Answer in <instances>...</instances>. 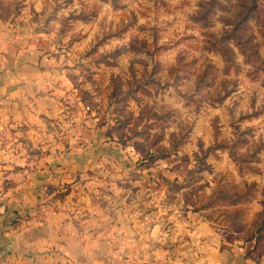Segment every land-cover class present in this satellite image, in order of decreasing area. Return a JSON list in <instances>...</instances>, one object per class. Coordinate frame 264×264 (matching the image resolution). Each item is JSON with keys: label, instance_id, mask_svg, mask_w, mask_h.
Returning <instances> with one entry per match:
<instances>
[{"label": "rangeland", "instance_id": "rangeland-1", "mask_svg": "<svg viewBox=\"0 0 264 264\" xmlns=\"http://www.w3.org/2000/svg\"><path fill=\"white\" fill-rule=\"evenodd\" d=\"M6 8L47 75L0 102L4 200L32 182V208L76 250L210 238L264 264V0Z\"/></svg>", "mask_w": 264, "mask_h": 264}, {"label": "crops", "instance_id": "crops-1", "mask_svg": "<svg viewBox=\"0 0 264 264\" xmlns=\"http://www.w3.org/2000/svg\"><path fill=\"white\" fill-rule=\"evenodd\" d=\"M13 1L0 0V102L6 105L24 88L40 86L47 75L34 37L19 31L20 15L15 18L7 14L6 7ZM31 184L25 182L5 193L0 216V264H256L244 256L241 248L230 251L232 245L210 238L152 241L147 246L156 251L125 258L102 253L99 241L83 242L80 250L73 248L77 247L76 241L59 244L51 234L56 227L40 219V209L32 208L40 193L39 189H31Z\"/></svg>", "mask_w": 264, "mask_h": 264}, {"label": "built area", "instance_id": "built-area-1", "mask_svg": "<svg viewBox=\"0 0 264 264\" xmlns=\"http://www.w3.org/2000/svg\"><path fill=\"white\" fill-rule=\"evenodd\" d=\"M3 207H4V198H3V194L0 192V216L2 214Z\"/></svg>", "mask_w": 264, "mask_h": 264}, {"label": "trees", "instance_id": "trees-1", "mask_svg": "<svg viewBox=\"0 0 264 264\" xmlns=\"http://www.w3.org/2000/svg\"><path fill=\"white\" fill-rule=\"evenodd\" d=\"M255 7H258L257 5H255ZM148 158L150 159V161H153L154 160V157L148 152L147 153V160H148Z\"/></svg>", "mask_w": 264, "mask_h": 264}]
</instances>
